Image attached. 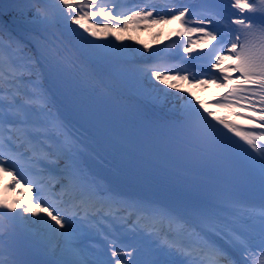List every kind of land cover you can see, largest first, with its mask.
Instances as JSON below:
<instances>
[{
    "label": "snow or ice",
    "instance_id": "6c2138e0",
    "mask_svg": "<svg viewBox=\"0 0 264 264\" xmlns=\"http://www.w3.org/2000/svg\"><path fill=\"white\" fill-rule=\"evenodd\" d=\"M16 6L21 14L27 9L32 23L42 29L33 42L43 63L34 59L26 43L10 35L5 39L0 23V173H13L6 188L20 184L24 189L22 200L9 203L0 199V264H9L3 259V218L28 223L30 217H38L31 223L44 226L48 236L45 246H50L53 256L59 250L71 257L53 259L49 264H171L167 257L172 256L183 257L182 264H256L255 251L264 256V212L257 239L241 215L226 209L204 207L184 214L154 200L115 192L84 167L82 141L53 112L55 96L42 87L40 78L42 69L59 78L68 68L83 69L88 63L111 71L113 60L143 55L140 49L114 42L123 41L119 33L127 24L176 20L185 29L177 36L189 55L190 34H200L197 39L209 43L219 37L210 53V67L219 69L220 74L200 79L187 70L157 66L146 74L167 87L153 83L152 89L165 97L174 95L167 91L177 87L168 82L169 77L194 85L227 87L215 106L233 110L234 115L250 110L252 116L246 119L254 126L246 130L218 116L198 98V103H193L178 96L183 101L178 122L186 130L189 150L199 158L212 159L222 142L231 143L264 165V131L258 130L264 129V0H229L230 8L236 10L229 15L213 0H201L199 6L187 0H168L163 14L155 4L147 3L117 11L118 0H17ZM58 19L68 23L71 41L48 33ZM89 36L105 42L97 43ZM225 52L235 63L221 67ZM237 107L240 113L234 111ZM229 132L248 147L232 140ZM25 171L32 173L31 179ZM86 226L103 232L102 253L80 246ZM145 241L151 255L140 261L136 257ZM236 255L241 259H235Z\"/></svg>",
    "mask_w": 264,
    "mask_h": 264
},
{
    "label": "bare ground",
    "instance_id": "6f19581e",
    "mask_svg": "<svg viewBox=\"0 0 264 264\" xmlns=\"http://www.w3.org/2000/svg\"><path fill=\"white\" fill-rule=\"evenodd\" d=\"M187 2L195 5V4H200L201 0H187ZM0 4L3 5V15H0V23H2L4 26L5 39H7L8 36L10 35L16 40L20 41V39L18 38V34H22L23 32L37 33L42 30L38 25L32 23L33 16L29 13L27 9H25L23 14H21L17 10V6H16L17 0H0ZM122 10L124 9H120V10L117 9V11H122ZM235 11H236L235 9H232L230 13ZM225 23H227V21H225ZM51 27H53L59 33V35L64 39V41L72 40V36L68 31V23L65 22L63 19H58V22ZM72 27H77V26L72 25ZM220 31H225V29L221 28ZM154 32H156V34H153L155 37H153L154 39L153 38L151 39L155 44L154 47L150 46V42H152L151 40L147 41V44L149 46H145L143 41H139V40L138 42L132 41V40H137L140 37L135 38L130 36L129 39L127 40L123 39V41H114L115 43H123L126 45H131L132 48L134 49H140V52L143 53V55H141L140 53H136L126 58L113 60L110 65L111 71H109L107 67L104 69H100L97 68L96 65L88 63L87 65L94 71L97 81L102 86L108 89H113L124 93L128 92V94L132 98L151 108V110L163 120H172L175 122H178L181 118L180 112H181V105L183 103V101L178 100L176 97L183 95L185 96L186 99H192L193 103H198L197 102V98H198V101L204 103L206 100L216 95H219L223 91L227 90V87H217L215 83L205 84L203 89L195 90L187 85L188 81H184L181 86L176 87L175 89H171V88L167 89L168 92L174 93V95L172 96L165 97L163 94H158L157 92H155L151 87L153 83L156 84V82L153 81L155 79L149 78L148 75L146 77L142 76L143 67H141L142 65H140V63L136 60L142 61L148 58H152L161 61L162 63L166 62L171 67L175 66V67H179V69L181 68L183 71L187 70L189 73L196 72V70L191 69L190 65L192 63H198L201 61L205 63H210V53L212 49L219 44V37L216 41H212L211 43H209L207 40L201 42L197 39L196 45L194 48L191 49V54L189 55V53L183 51V47L180 46L181 37L177 36V33L183 34L185 32V29L182 30V28L178 27L176 25L175 20L173 22L166 23L162 28V30L154 31ZM191 35L197 38V36L200 34L192 33ZM121 36L124 37L123 34H121ZM89 39H95L97 43L105 42V40L101 38H93L89 36ZM173 40L177 43V45L171 47V45H175L173 43ZM68 46L71 48V43H69ZM27 48L30 54L36 60V55L32 49V46L27 44ZM73 51L75 50L73 49ZM225 56L226 59L221 65V67H224V65H232L235 63L234 59L230 54L225 52ZM230 56L231 59H229ZM178 60L181 62L183 66L180 65V62L178 63ZM211 69L213 70H211L210 74L212 73H216L218 75L220 74L219 69H214V68ZM232 75L235 76L237 74L233 73ZM40 82L43 87V83H44L43 76H41ZM159 86L161 88L167 87V85H165L164 83H161ZM52 110L55 113L54 108ZM201 111H203V109H201ZM217 115L221 116L219 114ZM209 119H211V117ZM84 155L85 154L83 151L81 155V160L83 162L84 167L91 174L100 178V176L92 172L91 169L88 167V165L84 161ZM10 181H12V177L6 179L4 182H10ZM103 182L108 185V183H106L105 181ZM19 188H21V186H19ZM122 195L125 197L137 198L134 196H129L127 194H122ZM29 223L30 222L21 223L18 221V223L16 222L14 223V225L17 226V228L20 229L23 233L24 232L26 233L27 241L29 243L32 242L37 243L38 246L43 247L44 249L50 248V246L49 247L45 246L48 240V236L36 235V233L32 230L33 228L31 229L29 227L30 225ZM85 242L86 240L84 239L82 243ZM21 250L24 251L23 248ZM109 253H110V249H109ZM24 254L29 259H31V257L33 256H38L35 252L30 253L31 255H29V253L26 252H24Z\"/></svg>",
    "mask_w": 264,
    "mask_h": 264
},
{
    "label": "rangeland",
    "instance_id": "374dc122",
    "mask_svg": "<svg viewBox=\"0 0 264 264\" xmlns=\"http://www.w3.org/2000/svg\"><path fill=\"white\" fill-rule=\"evenodd\" d=\"M130 1H134L136 3V6H143L145 3L147 4H155L157 9L161 11V14H163V10L165 9V6L167 4V2H161L160 0H130ZM119 2V0H118ZM133 7V8H134ZM174 20H169L168 22H173ZM168 22H158V23H153L151 20H142L139 23L136 22H132L129 23L125 26L124 30L121 31L119 34H123L124 35V39L127 40L129 39L130 36L132 37H140L137 40H132L133 42H138L139 41H143L145 46H149L147 44V41L151 40L153 37H155L153 34H156V32L154 31H159L162 30V28L164 27V25ZM30 31V30H29ZM32 33H36V32H32ZM18 34V33H17ZM129 34V35H128ZM191 35V34H190ZM193 42L190 46V49L194 48L197 42V38L193 37L191 35ZM18 38L20 39V41L22 43H27L29 44L24 36L22 34H18ZM134 39V38H133ZM154 39V38H153ZM131 41V42H132ZM152 41V40H151ZM173 42H175L173 40ZM173 44V43H172ZM175 45H171V47H174L177 45V43H174ZM30 45V44H29ZM154 42H150V46L154 47ZM229 59H231V56L229 57ZM140 63V65H142L141 67H143V73L142 76L146 77L147 74V69L153 68V67H161V68H172V69H178L181 70V72H183V70L179 67H171L169 66L166 62H161L158 61L156 59H152V58H148L146 60H136ZM225 61V59H224ZM223 61V62H224ZM180 61L178 60V63ZM202 62V61H201ZM205 63V62H203ZM180 65L181 62H180ZM210 65V63H209ZM183 66V65H182ZM210 70V67H208ZM191 74L197 75V78L200 79H208L209 78V71L204 70L203 72H190ZM154 78V77H153ZM155 81V80H153ZM184 81L187 80H180V79H176L173 80L171 77L168 78V82L169 83H175L177 85V87L181 86L182 83ZM157 85H160L161 81H155ZM187 85L195 90H201L204 88L205 84H201V85H194L193 83H191L190 81L187 82ZM128 93V92H127ZM25 175L31 179L32 178V173L30 171H25ZM10 177H13V173L12 172H7V173H0V199H5L7 200L9 203L15 202L17 200H22L23 196L20 195L21 192H24V189L21 187L19 188V186H21L20 184H17L15 186L14 189H12L11 187L6 188L5 185H8L9 182H4L6 179H9ZM19 178V177H18ZM6 211V210H5ZM46 215V213L44 214ZM50 219V218H49ZM34 220H38V217H30L29 220V227L36 233V235L38 236H47V233L44 230V226L42 224L36 223L33 224L31 223V221ZM18 223V221L16 220H11L8 218H3V223L5 225V229L3 232V247H4V255H3V259L6 262H9V264H11L12 261H16L17 264H49V262L53 259H70L71 257L68 254H61V252L59 250H57L56 255L53 256L51 254V248L48 249H44L43 247L38 246L37 243H29L27 241V237H26V233L22 232L20 229L17 228V226L14 225V223ZM34 225V227H33ZM96 229L94 228H87L86 226V230L82 233L81 238H80V242H83V240L85 239L86 242L81 244V247L83 248H94L95 250H97L98 252H101V250H99L98 248L92 246L90 244V241L87 238V234L89 231H95ZM90 239V238H89ZM23 246V247H22ZM23 248L24 251H22L21 249ZM24 252L29 253V255H31L30 253L35 252L38 256H33L31 257V259L27 258L24 254Z\"/></svg>",
    "mask_w": 264,
    "mask_h": 264
}]
</instances>
